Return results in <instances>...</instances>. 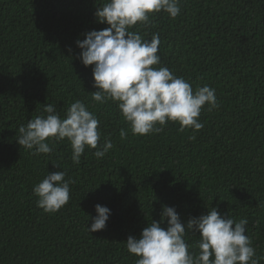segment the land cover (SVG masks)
<instances>
[{
  "label": "trees",
  "instance_id": "trees-1",
  "mask_svg": "<svg viewBox=\"0 0 264 264\" xmlns=\"http://www.w3.org/2000/svg\"><path fill=\"white\" fill-rule=\"evenodd\" d=\"M105 2L0 0V264H135L125 241L151 219L161 222L162 205L185 222L211 207L247 218L246 235L264 257V0H180L175 19L150 13V23L130 29L148 39L158 33L153 67H167L194 92L210 86L218 103L201 108L198 131L168 121L146 135L132 134L115 102L92 99V66L78 58L75 41L108 27L94 16ZM76 100L99 120V145L113 144L102 158L86 146L74 164L67 138H49L50 154L18 145L19 126L45 104L64 118ZM52 163L75 183L69 201L48 213L33 187L58 170ZM96 204L111 215L89 233ZM184 239L198 253L199 233Z\"/></svg>",
  "mask_w": 264,
  "mask_h": 264
},
{
  "label": "clouds",
  "instance_id": "clouds-1",
  "mask_svg": "<svg viewBox=\"0 0 264 264\" xmlns=\"http://www.w3.org/2000/svg\"><path fill=\"white\" fill-rule=\"evenodd\" d=\"M166 12L175 19L181 13L180 0H106L97 6L94 16L98 23L107 24L101 30L84 33L82 40L75 41L81 50L78 58L84 66H92V99L104 103H116L133 135H146L162 131L168 121L180 124L179 131L191 128L198 131L204 127L199 121L201 108L207 103L209 111L218 107L215 89L208 85L192 86L182 77L176 76L167 67H153L160 63L158 55L160 38L158 33L143 38L130 29L150 23V13ZM99 120L87 110L86 105L76 100L66 109L61 118L56 105L45 104L43 114L29 119L18 128L16 141L19 146L33 150V155L50 154L53 147L49 138H67L72 149L71 159L79 164L86 146L96 149L92 155L102 158L113 144L105 139L99 145ZM127 133L121 129L120 137ZM190 140L195 136H189ZM99 145V146H98ZM58 170L47 172L33 187L38 197L36 204L45 212L55 213L68 201L71 178L52 163ZM96 215L90 225L91 233L103 230L111 210L100 204L94 206ZM161 222L167 218L166 227L151 219L139 236H128L126 247L129 253L139 257L135 264H260L264 257L256 256L251 238L246 235L248 220L238 222L221 215L211 207L206 214L182 221L174 207L162 205ZM199 233L196 245L198 253L189 251L184 237L187 233Z\"/></svg>",
  "mask_w": 264,
  "mask_h": 264
}]
</instances>
